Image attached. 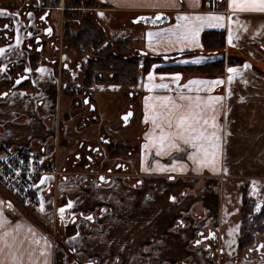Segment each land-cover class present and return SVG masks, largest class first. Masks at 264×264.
Instances as JSON below:
<instances>
[{
	"label": "crops",
	"instance_id": "obj_1",
	"mask_svg": "<svg viewBox=\"0 0 264 264\" xmlns=\"http://www.w3.org/2000/svg\"><path fill=\"white\" fill-rule=\"evenodd\" d=\"M98 1L104 6L96 8L101 13L114 10L123 15L119 24L124 30L129 29L130 35L122 36V33L116 38L138 42L135 48L155 56L175 55L173 62L177 64L198 65L223 56L222 53L202 52V32L224 30V53H229L230 60L228 63L226 58L224 72L216 76L164 72L158 62L151 63L141 74L137 114L141 133L136 166L143 174L142 186L150 193L143 205L140 195L123 179L97 186L77 203L81 194V186L77 182L59 181L55 190L46 194L49 178L42 176L35 183V189L44 193L41 202L44 210L41 211L40 205V213L49 217L57 206L67 207L70 202L73 210L119 198L120 209L101 215L100 228L84 227L77 222L73 234L60 238L63 243H67V240L73 242V252L86 250L97 254L98 264H160L165 261H170L169 264H264V258L251 255L232 259V243L228 248L224 240L226 223L223 220L222 194L218 192L224 182L220 175H227L228 171L239 173L235 176L243 179L264 177V13L233 12L229 6L230 0H172L175 6H169L168 0ZM29 7L25 0H0V12L3 13L0 17L9 19L13 30L12 39L0 45V48L6 49L0 55V68L5 69L0 71V92L8 90L10 80L17 74L27 75L25 85L10 88L5 97L0 96V153L14 148L41 150L52 134L50 117L43 118L56 114L58 107L59 82L54 69L46 60L40 61L36 67L30 66L29 43L38 34L39 26L31 17ZM156 12L167 14L169 21L157 26L133 21L138 15ZM209 15L224 17L221 21L223 26L205 24L196 37L198 43L183 39L186 28L195 17ZM185 16L189 18L187 21L180 19ZM149 32L161 33V36L153 37L150 41ZM230 34L233 36L231 44ZM17 35L21 41L18 45ZM243 55L248 58V67H245L246 62L232 64ZM10 66L12 70H9ZM229 68H235L239 73L232 80L228 79L229 75H233L228 72ZM150 73L153 77L151 80ZM176 76L180 79L176 80ZM217 80L223 82L203 85L190 83ZM161 84L168 87H158ZM181 95L194 99L199 97L203 101L209 97L223 98L215 104L214 113L221 137L218 170L214 171L211 165L201 167L189 159V155L196 152L191 146L182 145V151H164L158 144L152 143L151 138L160 134V129L154 128L151 121L153 105H157V111H160L159 97L169 96L178 100ZM211 115L213 112L208 109L205 118ZM164 127L167 129V124ZM172 130L175 131V128ZM200 159H204L203 153ZM184 184H188L189 188L184 189ZM4 197H8V194L0 186V213L4 218L3 227H0L2 264H12V256L22 257V264H71L64 244L53 246L46 237L43 230L45 225L37 221L41 218L25 211L24 215H12L2 207ZM198 206L203 209L199 210ZM181 213H186L189 222L173 227L175 218ZM214 224L220 230L217 240L213 242L216 249L219 248L216 254L211 247L193 244L199 228ZM230 228L231 235L234 231L236 242L238 231L233 226ZM93 230L105 237L90 235ZM5 232L8 235H4Z\"/></svg>",
	"mask_w": 264,
	"mask_h": 264
},
{
	"label": "flooded vegetation",
	"instance_id": "obj_2",
	"mask_svg": "<svg viewBox=\"0 0 264 264\" xmlns=\"http://www.w3.org/2000/svg\"><path fill=\"white\" fill-rule=\"evenodd\" d=\"M27 5H30L29 9L31 12V17L34 18V20L36 21V24H38L39 26V32L37 35H35L32 38V42L29 43V51H30V56H29V62H30V66L31 67H36L40 61L42 60H46V62L48 63L49 66H51L57 77H58V82H59V87L57 90V100H58V106L60 103V92L63 95L68 94L69 96H71L72 98L74 97V94L76 92H78L80 95H82V102L84 104H87V106H89V111H93L94 107L92 105H90V95L87 93V89H90L91 87L85 88L83 87L82 81L81 83L76 87H73L71 85V79H66L65 77H63V72L67 69L68 64L67 62H65L67 60V53H72L75 54L74 52L70 51L67 48V43L64 37V24H65V17L63 15V10H64V5H63V0H60L59 3L57 5H53L49 2H47L46 0H41L42 2H36V1H31V0H25ZM59 13V24L57 25V28L59 29V32L62 36V46L64 47V51H61L58 49V44L55 40L56 38V32L54 29V25H51V23L48 21V15L50 14V11L52 10H56ZM45 29H50L49 33H45ZM13 37V30H12V26L10 24L9 19H5V18H1L0 17V45L4 44V43H8ZM45 38L49 39L50 43H49V52L47 53H43V47L45 45ZM52 46L53 48H55V51H59L58 54L55 56L54 54H52ZM135 51L140 55H152L149 54L145 51V53H142L141 51H144L142 49H137L135 48ZM88 53L84 54L83 56L80 55H76V57L81 58V57H85V59L89 58L85 55H88ZM32 58V59H31ZM142 58V57H141ZM32 60L35 62L34 66H32ZM158 63H161L160 69L162 68V66L164 65L163 62L157 61ZM86 63V60H85ZM151 65V64H150ZM149 67V65H148ZM147 67V68H148ZM85 68V66H84ZM146 68V69H147ZM9 70H12V67H9ZM162 70V69H161ZM69 71V68H68ZM146 70H144L143 67L140 66V69L138 70V72L136 73V81L133 83H123V84H128V85H138L139 80H138V75L141 76V74L143 72H145ZM164 71V70H162ZM164 72H169V71H164ZM84 73V70H83ZM70 77H73V73H70ZM27 75L26 74H22L19 73L16 76H14L11 80H10V87L8 88V90H10V88H16L22 85H25L27 82ZM83 79V76H82ZM19 80V83H16V81ZM109 83L112 84L110 82L107 81H103L101 83ZM5 82H3L4 84ZM98 83V84H101ZM95 85V84H94ZM115 86H120L119 84ZM8 90H4L0 92V96L1 97H5L6 94L8 92ZM137 93V92H136ZM139 93V90H138ZM135 93H128V97H133L132 95H134ZM140 97V94H139ZM138 97V98H139ZM86 100V102H85ZM38 101V99H37ZM133 105V104H132ZM129 106L127 107L126 110L121 111L122 113L119 116V122L120 125L122 127H125L127 125L130 124L132 119H135L137 124V114H138V109L137 112L135 111V108L133 106ZM138 107H139V102H138ZM58 110V107H57ZM131 111V116L129 117L128 123L127 124H123V120L121 118V116L127 112ZM57 114V112H56ZM67 116V114H66ZM50 120H57L56 116H49L46 115L43 119L45 118H49ZM68 117V116H67ZM94 117L92 116V119ZM58 121V120H57ZM82 125L84 123V121L80 122ZM81 125V127H82ZM55 126V129H54ZM139 127V131H138V136H137V140H135L137 142V146H134L132 144L133 141L131 142H119V141H112L107 137V134L105 133L104 129H102L101 131L97 132L96 135H94L93 137H97V143L96 144V139L94 141L93 137H91L88 140H84V141H79L78 145H77V152L74 153L73 158L71 159L73 163H76L78 165H82L83 169L86 171L85 174H89V175H93L94 171H90L87 172V170L90 168V170H92V168L95 167H104L106 170L103 173H99L98 175H96L93 179H88L86 181L85 177H83L82 174H76L77 171L74 170H68L65 171L64 168H60L57 160H58V150L56 149L57 147V142H58V122L54 123L53 125L50 126V128L52 130H54L55 132L52 133L50 135V138L48 139V141H46L44 143V145L42 146L41 152H45L48 153L50 155V157L54 160V162L57 165V168L59 170V176L57 177H51V179L48 181V187L47 190H45V193H49V191H53L56 188V184L59 181L62 180H70V181H74L77 182L80 186H81V194L78 196V200L77 203L80 201V199H82L83 197L87 196L88 194H91L94 190V188H96L97 186L100 185H105L108 183L113 182L116 179H123L125 181H127L132 189L140 195L141 197V201L140 203L143 205L144 202L150 197V193L148 192V190H145L144 187L142 186V183L144 181L143 179V174L141 172L138 171L137 166H136V162L133 163V161L124 159V158H128L130 154L136 153V157H137V153H138V148H139V138H140V133H141V129L140 126ZM102 128H104L102 126ZM80 146V147H79ZM119 148H124L122 152H119L118 149ZM101 159V160H100ZM102 159H110L111 164L108 165L107 161H103L102 164ZM130 159V158H128ZM70 160V162H71ZM137 161V159H136ZM72 166H74L75 164H70ZM110 166V167H108ZM226 172V171H225ZM224 173V172H222ZM227 175L221 174L220 177L223 178L224 181H226L227 179H233L232 177L235 176L232 173H230V171L226 172ZM198 176V175H197ZM225 176V177H224ZM226 176H229L228 178ZM83 177V178H82ZM101 177H103V179H101ZM169 176H167L168 178ZM172 177V176H171ZM240 177L239 179H243V177ZM245 184H247V182H244ZM185 188H189L188 184L185 186L184 184V189ZM86 190V191H85ZM220 194V193H219ZM260 194V193H259ZM221 195V194H220ZM223 195V194H222ZM245 195L246 197V192L243 191L242 192V196ZM223 198V197H222ZM247 201L249 203H251L248 198L246 197ZM243 200V198H242ZM263 203H264V199H263ZM262 203V205H263ZM252 205V203H251ZM261 205V207H262ZM121 204L119 201V198L115 199V201L110 200V201H105V202H100L97 206L96 209H91V207H81V208H76L72 210V207H65V206H57L55 209H65V212L67 213V219L62 221L59 220L58 221V225H57V234L59 233V226L62 225L63 228H67L69 230V232H67L68 235H71L74 233L75 231V226L76 223L78 222L79 225H82L84 227H89V228H95L98 229L100 228V218L101 215H103L104 213H108V212H113L116 209H120ZM96 210V211H95ZM247 210V209H246ZM248 215H247V221L248 223L245 224L243 222V219H241V226H240V232L238 231L237 235H238V239L235 242H231L232 246L230 247V250L233 252V260L235 259H241L245 256H249L251 255L252 257H259V258H264V248L261 247V242L257 241V236L258 235H264L263 234H259L256 233L255 235V242L253 244H247V246H244L242 248L238 247V243L240 241V239H242L243 236V230L246 227H249L250 222L252 220V216L253 213H258V211L254 210L252 207V213H249L247 211ZM87 217H91V219H87ZM193 219V217L191 218ZM190 219L186 218V213H181V215H178L172 226H178L180 224H185L186 222H189ZM246 225V227H245ZM233 226V225H231ZM172 228V227H170ZM220 231L219 227L214 224V225H210V226H206L204 225L203 227L199 228V230L196 233V238L193 240V244L196 245H204L205 247H211L213 249L214 254L218 253V249H216V245L213 243L217 240V232ZM65 234V235H67ZM90 235L92 236H97V237H105L104 234L100 233L99 231L96 233L94 230L92 232H90ZM60 238L58 239V236L55 235V246L59 247L60 245H63V247H65V252L66 255L68 257V262H70L71 264H98L99 262V256L97 254H91L90 252L86 251V250H78L76 252L72 251V247H73V242L71 240H67V243H63L64 241H60ZM102 238V239H103ZM199 242V243H198ZM263 249V250H262ZM220 252V251H219ZM174 262V261H173ZM170 261H165L162 262L160 264H169ZM179 264V263H178Z\"/></svg>",
	"mask_w": 264,
	"mask_h": 264
},
{
	"label": "rangeland",
	"instance_id": "obj_3",
	"mask_svg": "<svg viewBox=\"0 0 264 264\" xmlns=\"http://www.w3.org/2000/svg\"><path fill=\"white\" fill-rule=\"evenodd\" d=\"M100 3L103 5L102 2ZM86 12H89V15L91 16L90 18H92L95 23L104 30L107 39H116V37L122 33H124V35L122 36L130 35V30H124V28L121 27L122 25L119 24V21L123 19L122 14H117L113 10L108 11L103 15H100L101 12L93 8L87 9ZM47 18L51 25H54V29L56 32L55 40L58 44V49L64 51L65 49L62 46V36L59 32V29L57 28V25L59 24V13L57 11V8L56 10L50 11V14ZM44 40L45 45L43 47V53H47L50 51V41L47 38H45ZM132 46L135 48L136 46H138V42H133ZM137 49L138 48H136V50ZM52 51V54L54 55H57L59 52L55 51V48H53V46ZM94 53L95 51L92 49L89 51V54L85 56L92 57ZM228 54L226 55L224 51L222 53V55H224V58L226 55L227 61L229 63L230 59L228 58ZM239 57L241 56L239 55ZM85 60V57L77 58L75 54L67 53V60L65 62H67L68 67L63 72V77L69 80L71 79V85L73 87H76V85L78 86L82 81ZM247 60V56L243 55L240 60L234 61L232 64H241L246 62L245 65H247ZM70 73H73L72 78L70 77ZM140 77L141 76L138 75V80ZM130 92L135 93L134 95H132L133 97H128L127 94ZM87 93L91 96L90 105L94 107L93 111H89V106L82 102V95H80L78 92L74 94L73 98L68 94L63 95L60 92L59 98L61 100L58 106L57 114L53 115L56 116V119L58 121H49L50 126L58 122V142L56 149L58 150L57 163L59 167H63L65 171L71 169L77 171L76 174H82L83 177H85L86 181L88 179H93L99 173L105 172L106 169L100 166L92 168V170H90L89 168L87 172L94 171L93 175H89L85 174L86 171L83 169L82 165H78L72 162L71 159L73 158L74 153L78 150L77 145L79 141L88 140L94 135H96L97 132L104 129L105 133L107 134V137L110 140L114 142L119 141L124 143L133 141L132 144L134 146H137V142L135 140H137V133L139 131V127L135 119H132L130 124L125 127H122L119 122V116L122 113L121 111L126 110L127 107L131 106L132 104V106L135 108V111L137 112L139 102L138 85L121 84L120 86H115L114 84L104 82L101 84L93 85L90 89H87ZM66 114L68 117L66 116ZM92 116L94 117L93 119ZM81 121H84L83 125L80 123ZM102 126L104 128H102ZM54 132V130L51 131V133ZM93 139L94 141L96 139V144H98L97 137H93ZM128 158L126 157L124 159H126V161L130 160L135 163L136 153L130 154ZM103 161H107L108 165H110L112 162H110V159H102V164ZM70 164L75 165L72 166ZM233 173L234 172H232V174ZM237 174L239 173L235 172L233 175ZM232 178L233 179H227L226 181H224L223 185L221 186V191L220 189L218 191L220 194H223L222 212L223 220L226 223V237L224 238V240L226 241L228 248L229 245H231V242L233 243L235 240L234 231H232L233 235H231L230 233V226L233 225V228L235 227L240 232V221L242 218H246L248 215L247 210L243 205V200L241 198L242 192H246V197L252 203V207L254 210H256L257 205H260L261 207L264 199V177H260L257 179H239L240 177L233 176ZM246 181L247 184L244 183ZM98 204L99 203L95 204L94 206H91V209H96V206ZM198 208L199 210L203 209L200 206H198ZM21 214L24 215V210L21 211ZM37 221L38 223L42 224L41 219H38ZM76 227L77 226H75V228ZM58 230V234L57 232H55V235L58 236V239L59 237L65 236V234L69 232V230L67 228H63L62 225L59 226ZM257 241L263 244L264 235H258ZM226 250L228 249L226 248Z\"/></svg>",
	"mask_w": 264,
	"mask_h": 264
},
{
	"label": "trees",
	"instance_id": "obj_4",
	"mask_svg": "<svg viewBox=\"0 0 264 264\" xmlns=\"http://www.w3.org/2000/svg\"><path fill=\"white\" fill-rule=\"evenodd\" d=\"M46 1L57 5L60 0ZM63 5L64 37L67 48L80 56L92 49L95 51L92 57L86 59L82 79L85 88L103 81L116 85L133 83L136 81V73L140 66L146 70L148 65L157 61L164 63L162 70L180 71L184 75L216 76L224 72L226 64V56L224 58V55L221 58L198 65H182L173 62L176 59L175 55L155 56L146 54L140 56L132 46L133 41L129 38L107 39L104 30L90 18L89 12H86L89 8L96 9L103 6L98 0H63ZM201 43L204 53H223L226 45L224 30L203 31ZM31 63L34 66L33 60ZM123 149L119 148L118 151L122 152ZM242 198L243 205L249 213H252L251 203L247 201L245 195ZM243 222L247 224V218H244ZM256 233H264V203L258 213H253L249 227L243 230V236L238 247L242 248L247 244H253Z\"/></svg>",
	"mask_w": 264,
	"mask_h": 264
},
{
	"label": "snow or ice",
	"instance_id": "obj_5",
	"mask_svg": "<svg viewBox=\"0 0 264 264\" xmlns=\"http://www.w3.org/2000/svg\"><path fill=\"white\" fill-rule=\"evenodd\" d=\"M169 6H175L172 0H168ZM230 8L233 12H259L264 13V0H230ZM3 13L0 12V15ZM103 15V13H100ZM180 19L187 21L188 17H181ZM224 20L222 16L209 15L207 17L197 16L194 18L193 22L186 28L185 34L183 36L184 40H188L190 43H198L196 37L198 36L202 27L207 24L209 26H223L221 21ZM161 33H148L149 40L151 41L153 37L159 38ZM237 39L239 37H236ZM17 45L21 42L19 35L16 37ZM233 36L229 35V43L231 44ZM6 49L0 48V55H3ZM198 62V61H197ZM248 67V65H245ZM4 68H0V71H4ZM39 71H44V69H39ZM228 72L233 75H229L228 79L232 80L234 75L239 74L237 69L229 68ZM152 74H149V80H151ZM176 80L180 77L176 76ZM223 81H191L192 84H219ZM19 83V81H17ZM158 87L167 88L165 84H161ZM187 87V86H186ZM199 90V89H198ZM7 95V94H5ZM222 97H209L207 101L201 100L199 97L195 99L192 96H179L178 100L169 96L159 97L158 107L160 111H157V105H153L151 117L152 124L154 128L160 129V134L158 137L153 136L152 143L158 144L161 150L167 151L170 149H176L177 151L184 150L183 146H191V148L196 149V152L189 155V159L197 162L201 167L211 165L213 170H218V165L221 159V137L219 135V126L216 124L215 118V104L221 101ZM186 102V103H182ZM211 109L213 115L205 118V112ZM175 122V123H173ZM164 124H167V129H165ZM173 127L175 131H173ZM211 129V131L209 130ZM147 147V145H146ZM211 148V152H209ZM203 153L204 159H200V154ZM157 154H160L158 152ZM211 157L209 160L208 157ZM45 179H48L45 177ZM103 179V177H101ZM43 183V181H41ZM11 207V205H9ZM68 207H72L71 202ZM43 204H41V211H43ZM260 205L256 206V211H260ZM65 209L61 208L60 212L63 214ZM91 219V217H87ZM4 218L2 213H0V227H3ZM8 235V233H4ZM199 243V242H198ZM264 248V245H261ZM3 253V249H0V254ZM12 264H22V257H11ZM2 264V261H0ZM47 264V262H46Z\"/></svg>",
	"mask_w": 264,
	"mask_h": 264
},
{
	"label": "built area",
	"instance_id": "obj_6",
	"mask_svg": "<svg viewBox=\"0 0 264 264\" xmlns=\"http://www.w3.org/2000/svg\"><path fill=\"white\" fill-rule=\"evenodd\" d=\"M42 176L49 180L59 176L57 165L48 153L28 148L5 149L0 153V186L8 194L1 200L2 207L12 215H21L22 210L37 214L42 220L40 224L45 225L43 230L46 237L55 246L58 221L66 220L67 213L64 211L61 214L58 209L52 210L49 217L40 213L44 193L42 195L35 189V183Z\"/></svg>",
	"mask_w": 264,
	"mask_h": 264
},
{
	"label": "water",
	"instance_id": "obj_7",
	"mask_svg": "<svg viewBox=\"0 0 264 264\" xmlns=\"http://www.w3.org/2000/svg\"><path fill=\"white\" fill-rule=\"evenodd\" d=\"M134 22H139L148 26H157V25H161L163 23H166L169 21V16L167 14H165L164 12H156L154 14H141L138 15L136 18L133 19ZM45 33H49L50 29H45L44 31ZM142 53H145V51H141ZM166 58V57H164ZM19 81V80H17ZM16 81V83H17ZM5 95V94H3ZM86 102V100H85ZM131 116V111L123 114L121 116L122 120H123V124H127L129 117Z\"/></svg>",
	"mask_w": 264,
	"mask_h": 264
}]
</instances>
